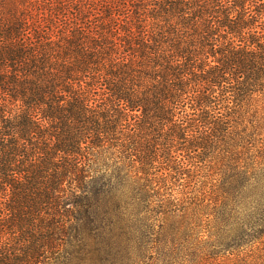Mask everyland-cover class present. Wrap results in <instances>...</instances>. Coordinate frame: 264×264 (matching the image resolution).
Returning <instances> with one entry per match:
<instances>
[{
    "label": "trees",
    "instance_id": "16d2710c",
    "mask_svg": "<svg viewBox=\"0 0 264 264\" xmlns=\"http://www.w3.org/2000/svg\"><path fill=\"white\" fill-rule=\"evenodd\" d=\"M0 264H264V0H0Z\"/></svg>",
    "mask_w": 264,
    "mask_h": 264
},
{
    "label": "rangeland",
    "instance_id": "374dc122",
    "mask_svg": "<svg viewBox=\"0 0 264 264\" xmlns=\"http://www.w3.org/2000/svg\"><path fill=\"white\" fill-rule=\"evenodd\" d=\"M114 242H115L114 245H116L118 247H126V246H128V227H124L123 229H117L115 231V233H114ZM117 251L118 250L115 249V251L113 253H115ZM118 257H119V254H116V255L113 254V256L110 257L109 260L111 261V260H114V259H116Z\"/></svg>",
    "mask_w": 264,
    "mask_h": 264
}]
</instances>
